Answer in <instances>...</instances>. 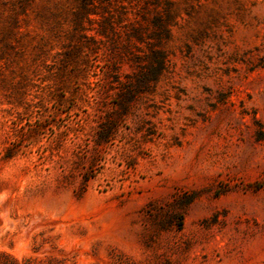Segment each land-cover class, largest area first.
<instances>
[{
  "label": "rangeland",
  "instance_id": "1",
  "mask_svg": "<svg viewBox=\"0 0 264 264\" xmlns=\"http://www.w3.org/2000/svg\"><path fill=\"white\" fill-rule=\"evenodd\" d=\"M169 1L0 0V264H264V0Z\"/></svg>",
  "mask_w": 264,
  "mask_h": 264
},
{
  "label": "trees",
  "instance_id": "2",
  "mask_svg": "<svg viewBox=\"0 0 264 264\" xmlns=\"http://www.w3.org/2000/svg\"><path fill=\"white\" fill-rule=\"evenodd\" d=\"M78 2L79 12L81 18H91L92 15L100 18H110L112 11L117 7L121 9V16H127L128 13L124 11L121 5V0H76ZM136 4H133L136 9V15L140 18H150V12L153 8L163 5L165 14L163 16L155 15L152 18H174L173 7L174 3L169 0H136ZM139 1V2H138ZM130 2V0H129ZM116 9V10H117ZM157 28L160 30L155 38H144L142 36H135L139 42L145 43L149 50V60L141 68L139 76L137 77V82L141 85V88L148 87L151 83L156 82L160 77L164 65L165 57L163 53L156 49L158 45L170 39L169 27L166 21L157 20ZM96 33L100 37L108 38V32L106 28L101 26V28L96 30ZM164 33V34H162ZM166 33V34H165ZM150 39L156 44H150L147 40ZM131 40V39H129ZM130 44L126 47L127 50H130ZM129 95H132V92H129ZM126 107V106H124Z\"/></svg>",
  "mask_w": 264,
  "mask_h": 264
}]
</instances>
